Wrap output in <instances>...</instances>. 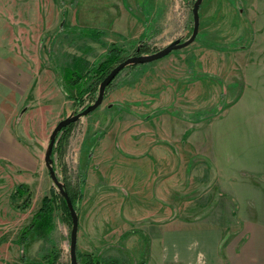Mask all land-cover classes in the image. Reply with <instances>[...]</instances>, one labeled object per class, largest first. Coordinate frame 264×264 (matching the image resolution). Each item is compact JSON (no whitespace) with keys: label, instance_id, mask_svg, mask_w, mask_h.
I'll list each match as a JSON object with an SVG mask.
<instances>
[{"label":"rangeland","instance_id":"374dc122","mask_svg":"<svg viewBox=\"0 0 264 264\" xmlns=\"http://www.w3.org/2000/svg\"><path fill=\"white\" fill-rule=\"evenodd\" d=\"M194 1L0 0V49L16 51L17 48L20 54L19 66H29L35 69L33 71L34 80L27 86L20 85L19 88H23V93L17 92V97H51L53 99L49 103L50 111L46 113L47 125L43 127L44 130L41 133L43 144L40 149L30 150V152H36L39 161L43 163L45 180L50 181V187L45 189L42 195L37 189L31 192L29 186L19 183L28 187L31 196L33 193L27 207L32 203L34 207L36 205L34 213L42 205L45 195L49 199L50 227L46 235L29 234L27 243L34 239L30 255L26 253L25 246L26 257L31 263L49 264L43 256L51 253L53 262L50 264H70L71 217L65 200L64 203L61 201L60 196L62 195L48 174L43 156L54 126L61 119L80 112L93 103L98 94L99 83L106 75L101 77L96 88L93 86L91 90L80 95L73 86L65 85L63 89L59 75L56 74L57 69L59 67L70 68L74 64L87 69L103 59L113 47L120 50L116 54L121 61L133 55L138 45H141V48L137 54H150L175 39L184 41L192 31L191 8ZM84 2H89V6H84ZM106 6L116 10L115 22L111 20L104 22L97 19L99 12L107 9ZM83 7L95 13L93 19H80V10ZM40 15H45L43 20L41 17L40 20L36 19ZM79 29L98 30L101 34L94 36L81 34ZM213 44L223 48L216 49L210 46ZM253 61L256 63L264 61V0H202L199 7V28L194 41L185 47L172 50L160 59L131 64L120 70L106 88L101 104L72 122L67 130L60 131L55 140V151L51 155L53 168L58 180L72 193L77 205V208H74L77 216L86 183L89 153L102 133L116 120L122 119L128 112L140 113L142 115L137 116L144 120L162 113V115L178 120L181 126H179V131L188 125L191 129L198 125H210L211 127L219 125L214 128L220 130L225 128L227 131L229 125L234 124L233 120H230L229 115L224 116L223 119L219 115L225 104L234 101L241 93L243 86L245 88L248 84L251 86L253 83L256 84L258 79L252 81L253 71L248 68L245 76L240 70L242 65ZM119 62L110 63L108 71ZM261 72L263 71L260 70ZM92 80H95V77H90L88 82ZM251 86L245 89V94L247 93L245 97L252 93L250 92ZM225 92L227 98H225ZM132 95H136L133 97L137 98L136 104L128 101V97ZM171 98H173L172 105H170ZM24 106H28L27 101ZM33 130L32 125H28L24 130L20 129L17 134L35 138L37 132L34 134ZM221 136L223 142L233 143L234 141L233 133ZM21 142L32 147L29 139H22ZM175 142L183 145L186 138H180ZM248 150L244 154L248 152L249 159L263 157L258 154L263 151L260 147H255L254 151ZM0 164L2 165L0 168L3 169L2 174L6 175L3 182V190L6 191L7 186L11 188L14 183H18L17 173L19 171L16 166L11 168L7 165L5 160ZM243 173H246L245 168ZM247 174L248 177L246 175L245 177L248 181H245L242 187L243 206L246 201L250 203L253 200L252 192H264V180L250 181V173ZM227 177L230 178V176ZM227 177L221 185L223 190H219L222 196L226 195V199L222 198L224 199L222 205L233 208L236 203L228 193L235 192V184ZM82 181H84V186L81 199L78 200ZM2 193L1 191L0 213L4 217L2 209L10 208L12 205L6 193ZM24 199H26L25 193L15 197L13 203L20 205L25 201ZM227 216L235 220L234 214ZM242 216L250 218L257 215L246 213ZM5 232L7 231H3V228L0 229V241L1 234ZM8 232L11 234V231ZM18 237L19 235L17 239ZM113 248L116 249L110 251L111 254H107L106 247L101 251H88L76 246L77 264H88L84 259L87 253H97L101 257V264H136V262H130L129 252L123 247L116 246L108 249ZM145 249L147 246L143 250ZM19 263L23 264L20 260ZM0 264H5V262L0 260Z\"/></svg>","mask_w":264,"mask_h":264},{"label":"crops","instance_id":"0c3cea01","mask_svg":"<svg viewBox=\"0 0 264 264\" xmlns=\"http://www.w3.org/2000/svg\"><path fill=\"white\" fill-rule=\"evenodd\" d=\"M83 5L89 6V2ZM99 14V21L117 19L116 10L109 7ZM94 15L86 7L80 10L81 20H91ZM4 49H0V163L5 160L11 168L16 166L17 185L24 183L31 192L37 189L43 195L50 181L45 180L38 154L30 150L43 144L41 133L53 99L17 97L23 93L19 86L34 80L35 69L19 66L17 48ZM248 64L241 66V74L246 76L249 68L252 81L258 80L253 86H241L236 99L222 108L219 116L229 115L234 123L227 131L216 129L219 125L193 129L188 125L179 131L178 120L162 113L144 120L137 116L142 114L128 112L102 133L88 157L78 209V248L101 251L106 247L111 254L116 248L109 247L121 246L136 264H264V192H252V203L246 201L243 206L247 173L253 179L250 181L264 180V61ZM248 86L252 93L245 97ZM135 96H129L128 101L136 104ZM172 102L173 98L170 105ZM28 125L41 135L29 138L17 134ZM226 133H233V143L223 142L221 135ZM18 135L21 140L29 139L32 147L24 145ZM180 138H186L183 145L175 142ZM255 147L263 149L258 153L261 159L244 154ZM1 170L0 192L9 197L16 184L4 191L6 175ZM226 177L235 184V192L228 193L236 203L233 208L222 205L226 195L220 190ZM35 209L33 203L24 210L2 209L0 229L7 232L1 234L0 260L5 264H20L16 239ZM246 213L257 216L243 218ZM228 214H234L235 220ZM33 243L34 239L26 244L28 255Z\"/></svg>","mask_w":264,"mask_h":264},{"label":"trees","instance_id":"16d2710c","mask_svg":"<svg viewBox=\"0 0 264 264\" xmlns=\"http://www.w3.org/2000/svg\"><path fill=\"white\" fill-rule=\"evenodd\" d=\"M79 33L91 35V36L101 34L100 31H98V30L96 31L93 29H84V30L79 29ZM210 46H213L216 49H222L223 48V47H220L218 45L216 46L215 44L210 45ZM140 48H141V45H138L135 48L134 53H136V52L139 53ZM119 51L120 50L118 48H116V49L114 47L111 48L109 50V52L104 55L103 59H101L98 63L88 67L87 69H83L80 66H77V64L76 65L74 64L73 67H70V68L69 67L60 68L58 66L60 69L58 68L57 71L56 70L55 71H56V74L59 75L58 78L60 80L61 86H63V89L65 88V85L70 86V87L73 86L78 90L80 95H82L85 91L91 90L93 86L96 88L101 77H103L105 74H107L109 72L108 71V69H110L109 64L110 63L112 64L116 61L117 62L120 61L118 55L116 54V52L118 53ZM126 66H131V64L126 65ZM55 68H57V67L55 66ZM90 77H93V78L95 77V80L88 82ZM114 78H113V80H114ZM108 85H107V87H108ZM105 91H106V89H105ZM71 124L72 123L65 126L60 131L67 130L71 126ZM58 133H57V136H58ZM54 151H55V146H53L52 155H53ZM83 186H84V181H82V183H81L80 194L78 195V200L81 199V191L83 190ZM65 190L67 191V193H68V195L72 201V204H73L74 208L76 209L77 205L75 204V200L73 198L72 193L70 192L69 188H67V186L65 187ZM24 193L26 194V199H24L25 201L20 205H15L13 203V199L17 196H21ZM30 197H31V193H30L28 187H26L24 184L16 185L13 188V190L11 191L10 196H9L10 203H11L12 207L14 209H18V210H24V208L27 207V205L30 203V199H29ZM60 198H61V201H63V203H64L63 197L60 196ZM48 200H49L48 196L45 195L42 199V203H41L42 205L40 206L38 211L34 213L29 224L24 226L19 233L17 243L19 244V247H20L19 258L23 264H35V263H31L27 259L26 254H25V246H26L29 234L32 233L33 235H37V236H45L46 232L48 231V229L50 227V220H49L50 209L48 206ZM64 207H65V209H67L66 206H64ZM117 247H119V246H117ZM76 255H77V250H76ZM43 258L49 264L51 262H53V258L51 256V253H46L43 256ZM84 259H85V262H88V264H101L102 263L101 257L97 253H87L84 255ZM140 264H143V261Z\"/></svg>","mask_w":264,"mask_h":264},{"label":"water","instance_id":"95a60500","mask_svg":"<svg viewBox=\"0 0 264 264\" xmlns=\"http://www.w3.org/2000/svg\"><path fill=\"white\" fill-rule=\"evenodd\" d=\"M202 0H195L193 2L191 13H192V31L190 36L185 39L184 41H180V39H175L168 43L166 46L162 47L161 49L150 53V54H137L134 53L133 55H130L123 60H121L118 64H116L114 67L111 68V70L103 77V79L99 83L98 87V94L90 105L86 106L83 110L80 112L70 114L64 119H61L58 121V123L54 126L52 129L49 140L47 143V146L44 151V164L48 170V174L53 182V184L57 187L59 193L63 196L67 208L69 210V214L71 217V229L69 234V259L70 264H77V257H76V245H77V228H78V216L76 213V210L74 209V206L72 204V201L65 190L64 185L58 180L55 170L53 168V160H52V150L53 146L56 140L57 133L64 128L65 126L69 125L70 123L76 121L79 119L80 116L86 115L87 113L94 110L96 107H98L104 97V92L107 87V85L112 81V79L116 76V74L122 70L126 65L130 64H140V63H147L151 62L157 59H160L167 55L172 50L185 47L189 45L192 41H194L199 28V7Z\"/></svg>","mask_w":264,"mask_h":264}]
</instances>
